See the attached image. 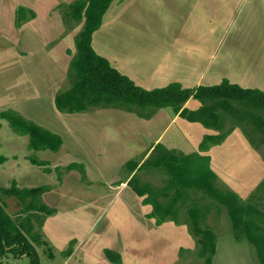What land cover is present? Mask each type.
Instances as JSON below:
<instances>
[{"label":"rangeland","instance_id":"obj_1","mask_svg":"<svg viewBox=\"0 0 264 264\" xmlns=\"http://www.w3.org/2000/svg\"><path fill=\"white\" fill-rule=\"evenodd\" d=\"M74 1L76 0H0V30L4 31H1L3 34L0 32V64L3 65L0 67V112L17 107V112L28 120L32 121V117H35L32 116V61L28 62L27 59L18 61L20 59L15 58L12 48L21 54L24 46L21 45L19 48L11 46L8 35L10 23L16 24L15 15L18 8L24 7L32 10L35 4H40L41 7L47 9V6L55 2H60L62 6L70 5ZM128 1L131 2V0ZM136 1L144 15V18L134 19L136 25L138 23L141 27L149 28L155 24L161 25L162 28L173 27L175 19L173 20V12L165 3L167 0L163 4L164 10L159 14L153 12L152 8L159 0ZM193 2L197 5V21L212 26L214 30L213 45H217L215 49H217L216 56H218L216 60L214 57V62L222 64V69L230 70L236 75H243L249 80H252L256 66L259 70V77L264 78V0H212L211 14L208 8L205 10L204 7V4H209V0H193ZM58 9L62 15V8ZM127 9L131 11V5H127ZM107 16H110V12ZM106 17L103 22L107 26L109 18ZM31 21L32 19L21 27ZM65 26L66 34L70 33L71 37L83 28L82 25L73 22ZM70 45L72 46V41ZM4 101H15L16 105L18 101V106L5 107ZM43 110L46 117L52 116L53 120H56L49 101L43 105ZM75 114L68 116L77 117ZM128 115L135 116L118 109L112 111L110 122L111 125L117 126L118 133L116 131L112 133L113 128H110L114 135L107 145H110L114 139L116 143L108 146L111 149L109 155L100 159H94L92 153L97 150L94 144H103L105 141V139H98L99 134L103 133L102 128L108 124L105 121L96 122L95 125L98 128L97 126L87 127V135L83 138L86 139L84 147H68L73 156L61 154L64 156L60 157L61 155L51 151H30L28 149L29 137L14 133L9 123L0 119V156L8 158L4 164H0V188H9L14 180L18 182L20 188H34L43 185H51L53 188L43 195V201L50 207H55L58 214L50 218L51 224H47L46 228L41 230L43 241L47 242L45 246H37L41 264H112L105 257V248L124 251L123 255L127 260H123L122 264H206L204 259L199 257L196 242L188 233L187 226H177L172 221L157 226L155 221L145 217V213L153 208L151 206L146 208L147 206L138 201V196L131 189L117 194L119 183L128 177V172L124 168L125 161L131 160L133 152L137 153V150L147 145L145 143L139 149L138 144L124 141L123 132H119V129L122 125L131 126L129 117H126ZM101 117L108 119L107 115H101ZM35 119L38 118L35 117ZM184 123L187 124L188 121L185 120ZM63 125H67L68 133L65 134L67 141L68 138L74 140L76 135L82 132L80 122L64 121ZM232 125L233 122L228 121V129ZM183 127L186 126L180 128L183 130ZM177 129L178 126H175L168 137L175 136ZM236 129L242 132V134L240 132L241 138L248 143L249 150L253 152L246 136V132L248 133L264 161V136L258 129L250 123L242 124ZM157 133L156 130L153 134ZM149 139V142L153 141V137ZM247 148L239 149L248 151ZM183 151L188 150L183 148ZM123 153L127 156H122ZM31 155L50 162L52 173H46L42 168L25 160V157L28 159ZM14 156L16 158H13ZM135 159L138 160V158ZM69 163L85 165L89 178L98 183L89 185L91 192L79 194L80 189L89 184V180L83 183L81 174L77 171L70 173L65 183L67 194L73 193L74 196H65L62 193L63 190L58 189L60 185L56 182L58 175H56L55 168ZM137 175L141 182L150 183L157 189L165 187L169 178L164 171L155 169L140 171ZM262 183L264 184V181ZM218 186L229 189L220 179ZM94 187L98 192L92 191ZM102 187L103 189L100 190L99 188ZM244 201L264 213V186L254 198ZM80 202H82L81 205H79ZM0 204H5L6 211L17 220V213L22 206L16 198L7 197L0 191ZM196 205L206 212V224L217 236V253L213 264H262L256 247L249 242L243 228L234 223L228 208L202 192L191 193L190 200L182 207L180 214L182 222L188 218V207ZM36 230L40 231L38 227ZM76 238L83 240L79 254L85 258L86 263L74 254L75 250L70 257L72 259L70 262H67L64 256L66 251H63L68 247L67 244ZM0 264H31V260L26 256L17 258L8 253L0 260Z\"/></svg>","mask_w":264,"mask_h":264},{"label":"trees","instance_id":"obj_2","mask_svg":"<svg viewBox=\"0 0 264 264\" xmlns=\"http://www.w3.org/2000/svg\"><path fill=\"white\" fill-rule=\"evenodd\" d=\"M113 2L76 0L70 5L59 6L66 25L73 22L83 28L76 36V52L69 70L73 85L56 95L58 111L75 114L92 109H119L141 119L151 120L159 110L172 108L182 119L219 132L218 135L205 136L198 152L185 154L168 149L160 143L141 165L138 161H129L127 170L131 175L137 173L129 180L128 186L144 199V205L153 207L147 218L154 219L157 226L170 221L177 226H187L188 233L196 242L199 257L206 264H213L217 253V236L206 224V212L197 205L189 206L188 218L183 222L180 220L182 207L190 200L191 193L202 192L228 208L232 220L243 228L249 242L256 247L260 262L264 264V214L253 205L243 202L235 192L219 187V178L211 168L210 156L200 154L208 152L213 146L222 145L235 128L242 124L250 123L264 136V92L243 89L228 80L220 85L196 89H183L177 83L151 91L137 86L129 77L113 68L106 58L98 55L92 46L93 35L101 28L104 15ZM36 17L33 10L19 7L16 26L21 27ZM191 98L201 103L199 109L183 107ZM0 119L6 120L14 133L29 137L30 151L58 153L64 145L60 135L33 123L12 109L0 112ZM228 121L233 122L229 129ZM246 134L251 145L257 148L254 140ZM28 160L46 173L53 171L48 161L36 156H29ZM6 161L5 157L0 156V164ZM149 169L166 173L169 178L165 187L157 189L150 183L141 182L138 172ZM72 171L81 174L83 183L87 181L85 165L71 163L55 169L59 184H62L63 176ZM52 189L51 186L19 188L16 181L10 188H0L2 194L16 198L22 206L15 220L6 211L5 204H0V260L10 253L17 258L28 257L31 264H41L37 246L47 245L41 230L45 221L57 212L43 201V195ZM37 227L40 231L36 230ZM75 244V241L71 242L70 248L64 253L65 257L73 254ZM105 255L112 264L123 263L118 252L105 250Z\"/></svg>","mask_w":264,"mask_h":264},{"label":"crops","instance_id":"obj_3","mask_svg":"<svg viewBox=\"0 0 264 264\" xmlns=\"http://www.w3.org/2000/svg\"><path fill=\"white\" fill-rule=\"evenodd\" d=\"M164 1H157L152 7L153 12L157 14L162 12L164 10ZM165 3L173 12V20L175 19L173 27L162 28L160 27L161 25L155 24L149 28L147 26L141 27L138 23L136 25L134 21L137 17L144 18V15L140 11L141 7L139 9V4L136 0H131V2L128 0H114L107 11V13L110 12V16L106 17L107 13L104 15V18H109L108 25L106 26L102 21L101 28L93 35L92 46L96 53L106 58L113 68L129 77L137 86L150 91L162 89L176 83L180 84L183 89L212 87L220 85L224 80H228L231 84L239 85L243 89H258L264 92V78L259 77V70L256 69V66L253 70L252 80H249L243 75H236L230 70L222 69V64L214 62V57L215 60L218 59V56H216L217 49H215L217 45H213L214 30L212 26H207V24L197 21V5L193 0H167ZM60 5V2H55V4L49 5L45 9L40 4H35L32 7V10L37 15L35 19L26 23L21 28H18L15 23L14 25L10 23L8 35L11 46H17L18 48L21 45L24 46L21 54L15 48H12V54L14 53L16 59H20L18 61L26 59L28 62L32 61V66L30 64L32 67V116L38 118L32 117V122L62 137L64 145L58 152V155L73 156L69 152L68 147H84L86 139L83 138L87 135V127L92 126L94 128V126H97L95 125L96 122L105 121L108 124L102 128L103 133L99 134L98 138L105 139V141L103 144H94L97 150L95 153H92L94 159H100L103 156H108L111 151L108 146L116 143V139H114L110 145H107L113 138L114 134L112 135V133L115 131L118 133L117 126L111 125L110 122L112 111H115V109H92L82 114H75L77 117H70L68 116L69 114L58 111L56 107V95L60 91L70 89L73 85L69 70L76 52L73 45L75 44V36L78 34L76 33L74 37H71L70 33L66 34V26L58 9ZM127 5H131V11L127 9ZM204 7L205 10L208 8L211 14L212 0H209L208 5L204 4ZM1 31L4 32L2 29ZM30 32L32 34H29ZM69 41H72V46ZM68 50L69 52L71 51L72 55L68 53ZM0 67H3V65L0 64ZM47 101L50 102L53 108L56 120H53L52 116L46 117L44 115L43 105ZM14 102L4 101L3 104L5 107L18 106V101L17 105ZM183 107L197 110L201 107V103L191 98ZM16 108L12 107V110L17 112ZM101 115H107L108 119H103ZM126 117H129L131 126L122 125L119 129V132H123L124 141L138 144L139 149L147 143L145 147L137 150V153L133 152L132 154L131 160L140 162V165L149 158L153 149L160 143L168 149L191 154L196 151V148L197 152L199 151V146L205 136L219 134L215 130L205 128L200 123H184L185 120L176 114L172 108L159 110L151 120L141 119L137 115H128ZM64 121L82 123V132L78 134L80 136L76 135L74 140L67 137V141L65 134L68 133V129H66L67 125H63ZM175 126H178L177 133L174 134L175 136L168 137V134L171 133ZM181 126L186 127H183L182 130ZM110 128H113L112 133ZM156 130L158 133L154 135L153 133ZM240 132V130H234L222 145L213 146L208 152L200 154L210 156L211 168L218 178L245 202L244 200L254 198L255 194L264 186L262 183L264 181V161L259 150L251 144L253 152L249 150V145L241 138L242 132L241 134ZM150 137H153V141L151 142H149ZM94 138H96L95 135ZM70 141L72 142L70 143ZM102 146H104L103 149ZM120 146H123L122 143H120ZM245 147H248V151L239 149ZM183 148L188 151H183ZM121 155L127 156L126 153ZM62 156L64 155L60 157ZM13 158L16 157L14 156ZM135 158H138V160ZM6 159L8 161V158ZM25 160L28 159L25 157ZM131 160L127 159L125 161L124 168L128 172V177L125 181L119 183V189L116 190L117 194L123 190L131 189L128 186V182L137 173L135 172L131 175L126 168L127 163ZM86 171L88 175V170ZM70 173L65 175L62 184L58 186L59 190H63L62 193L65 196H74L73 193L67 194L65 190L66 179ZM88 180L89 184L82 187L79 194L91 192L89 185L98 184L96 181L91 180L89 176ZM56 182L57 184L59 183L58 178ZM102 184L107 185L106 183ZM17 185L19 187L18 182ZM84 188L86 189L84 190ZM99 189L101 190L103 187ZM92 191L98 192L95 187ZM131 194L134 195L132 192ZM143 200V198L138 196V201L142 204ZM81 204L82 202L79 203V205ZM145 206H147L146 208H150V205ZM53 208L57 212L45 221V228L47 224H51L50 218L58 214V210L55 207ZM152 211L153 209L145 213V217L147 218V215L151 214ZM261 213L264 214L263 212ZM150 220L155 221L154 219ZM72 241L76 242L75 253H73L81 257L86 263L85 258L79 254L83 242L81 239L70 240L69 244H67L68 247L63 252L70 248ZM105 250L111 249L105 248ZM117 251L121 254L122 259L126 261L127 259L123 255L124 251L118 249ZM70 257H66L67 262L72 260Z\"/></svg>","mask_w":264,"mask_h":264}]
</instances>
